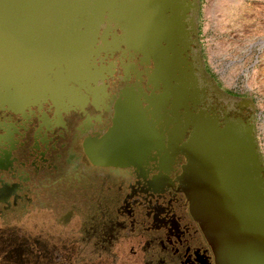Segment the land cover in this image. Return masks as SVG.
I'll list each match as a JSON object with an SVG mask.
<instances>
[{
	"label": "flooded vegetation",
	"instance_id": "obj_1",
	"mask_svg": "<svg viewBox=\"0 0 264 264\" xmlns=\"http://www.w3.org/2000/svg\"><path fill=\"white\" fill-rule=\"evenodd\" d=\"M88 7L76 71L0 58V264H216L180 182L191 116L253 111L206 59L200 0Z\"/></svg>",
	"mask_w": 264,
	"mask_h": 264
},
{
	"label": "water",
	"instance_id": "obj_2",
	"mask_svg": "<svg viewBox=\"0 0 264 264\" xmlns=\"http://www.w3.org/2000/svg\"><path fill=\"white\" fill-rule=\"evenodd\" d=\"M23 2L0 0V58L22 53L24 48L31 60H41L47 70L55 66L61 71L65 66L76 71L81 44L75 28L82 25L76 17L88 12L87 0H27L31 11L42 9L45 20L38 27L44 35L39 40L35 34L27 35L20 42L7 33L10 12L22 8ZM51 14L56 16L54 34L50 33ZM28 25L35 23L23 22V30ZM191 118L193 130L185 144L187 163L180 182L215 263L264 264V157L254 113L246 120L224 116L221 123L204 111Z\"/></svg>",
	"mask_w": 264,
	"mask_h": 264
},
{
	"label": "rangeland",
	"instance_id": "obj_3",
	"mask_svg": "<svg viewBox=\"0 0 264 264\" xmlns=\"http://www.w3.org/2000/svg\"><path fill=\"white\" fill-rule=\"evenodd\" d=\"M201 42L207 61L222 83L252 101L256 135L264 157V0H200ZM10 12L7 35L42 37L38 25L44 22L40 11L25 7ZM54 34L56 16L49 18ZM23 22L35 26L23 30ZM33 28H36L33 32ZM2 34V33H0ZM46 34V33H45ZM36 39V41H38ZM38 49V48H37ZM36 49H32V53Z\"/></svg>",
	"mask_w": 264,
	"mask_h": 264
}]
</instances>
